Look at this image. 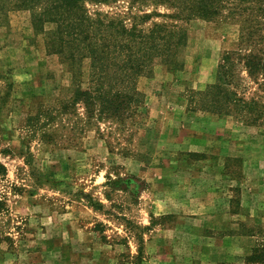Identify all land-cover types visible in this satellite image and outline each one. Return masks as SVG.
I'll use <instances>...</instances> for the list:
<instances>
[{
    "label": "rangeland",
    "instance_id": "374dc122",
    "mask_svg": "<svg viewBox=\"0 0 264 264\" xmlns=\"http://www.w3.org/2000/svg\"><path fill=\"white\" fill-rule=\"evenodd\" d=\"M130 2L107 0L87 7L92 15L102 12L129 25L135 15L154 10L147 3L130 9ZM158 10L171 12L163 6ZM245 21L246 16L225 9L213 20L185 22L189 39L181 54L183 68L170 72L157 62L152 77H141L145 108L125 124L102 121L80 133L76 119L83 109L78 105L54 126L32 134L28 117L40 106L60 107L73 85L60 56L48 49L46 34L56 25L49 22L36 31L30 10L0 0V163L7 169L0 174V264H257L247 258L264 243V219L258 223L249 216L239 186L227 230L205 232L186 216L159 214L161 194L173 189L153 184L162 175L155 172L160 165L171 172L172 161L181 170L184 162L208 158L175 148L174 137L180 141L191 133L185 112L204 111L192 91L217 81L223 56L239 48ZM83 71L87 79L86 60ZM235 73L241 95L264 99L261 79L254 83L242 65ZM225 116L230 123L253 127L236 132L249 139L229 161L232 176L264 185V125ZM43 131L55 133L56 140H46ZM255 191L263 195L264 187ZM238 214L247 218L244 234L254 236L242 244L222 239L232 234L229 227ZM178 225L182 229H175Z\"/></svg>",
    "mask_w": 264,
    "mask_h": 264
},
{
    "label": "trees",
    "instance_id": "16d2710c",
    "mask_svg": "<svg viewBox=\"0 0 264 264\" xmlns=\"http://www.w3.org/2000/svg\"><path fill=\"white\" fill-rule=\"evenodd\" d=\"M106 1L14 0V6L31 11L36 31H44L49 22L56 25L47 31L48 49L60 56L73 85L72 95L60 107L40 106L28 117L32 134L39 128L54 126L58 117L68 114L72 107L78 109V105L83 109L82 116L76 119L82 124L78 126L80 133L84 127L102 121L125 124L145 108L146 95L138 88L141 77H152L157 62L170 72L183 68L181 54L189 39L184 23L195 18L216 19L225 9L236 16H246L239 48L223 56L217 81L192 91L193 96L199 95L200 109L204 111L236 114L249 124L264 125V99L241 95L235 73L242 65L254 83L259 84L260 79L264 82V0H131L130 9L137 3H147L154 10L135 15L130 25L124 18L90 13L88 3ZM160 6L171 12H160ZM85 60L89 63L87 79ZM262 82L260 85H264ZM35 123L39 124L37 128ZM72 127L77 128L75 123ZM54 134L43 131L42 137L55 141ZM6 173L0 163V174ZM2 204L0 201V208ZM247 262L264 264V243L254 247Z\"/></svg>",
    "mask_w": 264,
    "mask_h": 264
},
{
    "label": "crops",
    "instance_id": "0c3cea01",
    "mask_svg": "<svg viewBox=\"0 0 264 264\" xmlns=\"http://www.w3.org/2000/svg\"><path fill=\"white\" fill-rule=\"evenodd\" d=\"M185 115L183 120L188 121L187 125H189L191 133L180 141H177L179 138L174 137V142H171L175 148L197 152L202 154V157L207 156L208 158L184 162L181 170L177 169L175 165L178 162L172 161L171 163L175 164H172L171 172L162 170L164 166L160 165L155 169L151 165L152 163L149 164L157 174H162L155 178L153 184L156 186L163 182L166 190L173 189L171 193L168 191L161 194L162 213L159 214L186 216L201 226L199 230L205 232L226 231L229 223L228 218L233 214L234 198L237 197L234 189L239 186L242 205L248 209L249 216L256 218V222L259 223L258 220L264 219V194L255 190L256 188L261 190L264 185L261 183L260 185L258 183L251 185L250 181H247L248 178L245 182H239L232 176L229 162L231 158L237 157L236 147H246L248 144L249 138L246 135L241 137L236 133L237 130L252 132L253 127L230 123L226 119L227 116L207 111H186ZM164 140L167 141L168 138L164 136ZM181 144L183 147H179ZM136 166L139 168L138 171L142 172L141 163ZM162 195L165 196L162 197ZM156 200L158 199L156 198ZM236 217V221L231 222L229 227L232 234H225L222 239L238 240L239 244H242V241L249 240L254 236L243 232L246 216L238 214ZM181 226L178 225L175 229H182ZM206 237H208L207 234ZM240 247L243 248L244 245Z\"/></svg>",
    "mask_w": 264,
    "mask_h": 264
}]
</instances>
